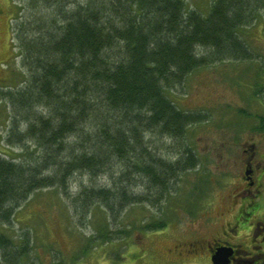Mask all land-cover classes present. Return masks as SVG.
Wrapping results in <instances>:
<instances>
[{
    "label": "trees",
    "instance_id": "1",
    "mask_svg": "<svg viewBox=\"0 0 264 264\" xmlns=\"http://www.w3.org/2000/svg\"><path fill=\"white\" fill-rule=\"evenodd\" d=\"M16 1L9 42L23 79L0 86V97L9 112L3 142L21 153L0 151V224H13L37 192L73 196L75 182V209L101 204L99 239L120 241L128 233L116 239L109 226L123 209L159 208L181 176L199 169L186 134L206 118L172 96L192 74L220 64L257 61L264 74L245 34L264 18V0H211L204 11L188 0ZM1 66L12 68L9 60ZM21 240L16 247L0 232V264L26 259L29 233Z\"/></svg>",
    "mask_w": 264,
    "mask_h": 264
},
{
    "label": "rangeland",
    "instance_id": "2",
    "mask_svg": "<svg viewBox=\"0 0 264 264\" xmlns=\"http://www.w3.org/2000/svg\"><path fill=\"white\" fill-rule=\"evenodd\" d=\"M210 1L188 0V3L204 11ZM19 7L16 0H0V86L15 87L23 79L18 69L20 60L14 61L16 56L9 42V22L18 14ZM258 21L245 34L248 43L259 52L257 57L264 62V18ZM6 60L12 68L1 66ZM259 65L250 61L202 69L187 79L185 91L181 89L172 96L180 109L206 118L186 134L189 148L198 157L199 169L181 176L177 192L159 208L147 204L128 206L116 220H111L109 229L114 232V238L117 239L118 231H126L127 237L101 242L99 230L107 223V213L101 204L85 213L77 211L72 197L80 190L73 182L69 188L73 196L54 189L37 192L18 209L13 224H0V232L13 240L16 247L21 245V237L29 233L31 253L20 264H210L204 250L199 248L194 255L186 254V249L196 241L204 244L203 241L221 230L223 223L217 213L228 191L214 182L218 175H224L222 171H226L227 164L240 160L238 152L233 153L231 160L227 156L230 152L224 148L231 143L234 151L249 134L246 130L240 134L232 130L246 126H249L247 130L252 129L258 115L264 116V92L261 96L254 95L256 84L264 87ZM8 119V108L0 97V151L16 158L20 148L6 147L3 142ZM236 175L237 170L228 173L231 179ZM75 180L80 181L78 176ZM82 180L89 182L87 177ZM101 182L105 184L107 179ZM201 190L204 193L197 194ZM160 221L168 222L167 227L147 229L148 224ZM177 245L178 252H168ZM179 251L182 255H178Z\"/></svg>",
    "mask_w": 264,
    "mask_h": 264
},
{
    "label": "flooded vegetation",
    "instance_id": "3",
    "mask_svg": "<svg viewBox=\"0 0 264 264\" xmlns=\"http://www.w3.org/2000/svg\"><path fill=\"white\" fill-rule=\"evenodd\" d=\"M247 127L232 130L239 134L246 130L249 134L234 151L231 143L224 148L230 152L227 156L231 160L234 152L239 153L240 160L227 164L226 171H222L224 175H218L214 182L228 191L217 213L223 223L221 230L204 244L196 241L186 249V254L194 255L199 248L204 250L210 264L221 249L230 251L228 264H264V116L258 115L254 128L247 130ZM234 170L237 175L231 179L228 173L231 175ZM178 248L174 246V251L168 252H178Z\"/></svg>",
    "mask_w": 264,
    "mask_h": 264
},
{
    "label": "water",
    "instance_id": "4",
    "mask_svg": "<svg viewBox=\"0 0 264 264\" xmlns=\"http://www.w3.org/2000/svg\"><path fill=\"white\" fill-rule=\"evenodd\" d=\"M230 256V251L228 249H221L216 255L212 257L213 264H228L227 260Z\"/></svg>",
    "mask_w": 264,
    "mask_h": 264
},
{
    "label": "bare ground",
    "instance_id": "5",
    "mask_svg": "<svg viewBox=\"0 0 264 264\" xmlns=\"http://www.w3.org/2000/svg\"><path fill=\"white\" fill-rule=\"evenodd\" d=\"M3 105V104H2ZM7 134V133H6Z\"/></svg>",
    "mask_w": 264,
    "mask_h": 264
}]
</instances>
